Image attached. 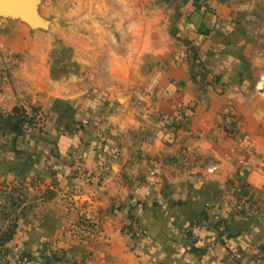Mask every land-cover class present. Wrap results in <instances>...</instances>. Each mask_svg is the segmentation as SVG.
Listing matches in <instances>:
<instances>
[{
    "label": "crops",
    "instance_id": "obj_1",
    "mask_svg": "<svg viewBox=\"0 0 264 264\" xmlns=\"http://www.w3.org/2000/svg\"><path fill=\"white\" fill-rule=\"evenodd\" d=\"M118 3L99 0L83 27L0 23V114L43 115L0 131V182L17 192L0 206L14 212L4 244L27 264H219L264 248V0ZM236 181L254 192L248 215ZM131 222L146 238L122 233Z\"/></svg>",
    "mask_w": 264,
    "mask_h": 264
},
{
    "label": "rangeland",
    "instance_id": "obj_2",
    "mask_svg": "<svg viewBox=\"0 0 264 264\" xmlns=\"http://www.w3.org/2000/svg\"><path fill=\"white\" fill-rule=\"evenodd\" d=\"M98 1L99 0H69V3H65L64 6L61 5L62 0H40L38 3V10L39 13L45 17L46 19L50 20L52 19V22L62 24L64 22L68 23H75L76 25H81L82 27L85 25H89L91 22L94 21L93 17V10L98 9ZM108 5V9L112 11L114 8L117 7L118 10L125 9L123 5L120 6L118 3V0H105ZM144 3V6L147 8L152 9H159L163 10L165 14H168L171 9L174 7V3L177 0H142ZM218 3H224L227 1L230 2V0H216ZM232 1V0H231ZM134 3H138L140 6V0H133ZM69 6V7H68ZM67 9L70 10L69 17L65 16L63 12L67 13ZM4 19L9 18H1V22ZM11 19V18H10ZM93 20V21H92ZM24 23V22H23ZM26 24V23H25ZM27 25V24H26ZM49 29H44L45 31ZM37 113V112H36ZM8 113H4V115L0 114V131H7L10 132L7 127L4 125V119L5 116ZM35 113L31 112L28 115H33ZM27 115V114H26ZM41 127V126H40ZM39 128V127H37ZM0 182V206H2L3 203L10 201V196L12 193L17 194L9 185L10 183H5L4 185H1ZM4 186V188H3ZM18 197V198H17ZM15 198L19 201L21 198L20 196L15 195ZM12 202V200L10 201ZM5 205V204H4ZM4 206L3 208L0 207V235L5 232L3 229H6L5 221L8 222V224L11 222L12 217L14 216V212H11L12 208L10 206L7 207ZM5 228H4V226Z\"/></svg>",
    "mask_w": 264,
    "mask_h": 264
},
{
    "label": "built area",
    "instance_id": "obj_3",
    "mask_svg": "<svg viewBox=\"0 0 264 264\" xmlns=\"http://www.w3.org/2000/svg\"><path fill=\"white\" fill-rule=\"evenodd\" d=\"M27 114V113H26ZM27 119L23 122L22 128L29 131L33 128L42 126L43 115L35 113L26 115ZM154 171H151L153 173ZM254 198V192L245 181H236L232 185V203L234 208L248 215ZM204 221H202L203 223ZM204 224V223H203ZM218 231L226 230V224L220 220L216 223ZM122 233L130 238H146L147 231L135 222H131L121 228ZM264 264V248H259L251 253L243 249H229L219 264ZM28 256L20 250L10 249L5 244L0 245V264H27Z\"/></svg>",
    "mask_w": 264,
    "mask_h": 264
},
{
    "label": "water",
    "instance_id": "obj_4",
    "mask_svg": "<svg viewBox=\"0 0 264 264\" xmlns=\"http://www.w3.org/2000/svg\"><path fill=\"white\" fill-rule=\"evenodd\" d=\"M39 1L40 0H0V19H18L26 23L32 29H46L50 21L39 13Z\"/></svg>",
    "mask_w": 264,
    "mask_h": 264
},
{
    "label": "trees",
    "instance_id": "obj_5",
    "mask_svg": "<svg viewBox=\"0 0 264 264\" xmlns=\"http://www.w3.org/2000/svg\"><path fill=\"white\" fill-rule=\"evenodd\" d=\"M185 116L183 112H178L175 116V120L178 122L176 125L180 126L184 123ZM4 119V125L7 127V129L10 132H13L15 134H20L22 132H25V130L22 128V124L24 121H26L27 116L26 112L21 107H14L6 116ZM14 231V224L9 226L5 232H3L2 235H0V245L4 244V242H7Z\"/></svg>",
    "mask_w": 264,
    "mask_h": 264
}]
</instances>
